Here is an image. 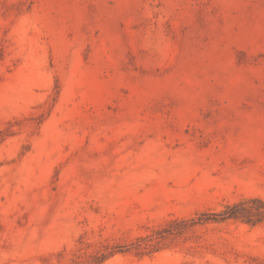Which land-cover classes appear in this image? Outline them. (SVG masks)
I'll list each match as a JSON object with an SVG mask.
<instances>
[{
	"label": "rangeland",
	"instance_id": "obj_1",
	"mask_svg": "<svg viewBox=\"0 0 264 264\" xmlns=\"http://www.w3.org/2000/svg\"><path fill=\"white\" fill-rule=\"evenodd\" d=\"M264 0H0V264H264Z\"/></svg>",
	"mask_w": 264,
	"mask_h": 264
},
{
	"label": "trees",
	"instance_id": "obj_2",
	"mask_svg": "<svg viewBox=\"0 0 264 264\" xmlns=\"http://www.w3.org/2000/svg\"><path fill=\"white\" fill-rule=\"evenodd\" d=\"M214 221L240 219L246 223L255 224L264 219V200L259 197L249 198L234 204L226 205L224 209L213 213Z\"/></svg>",
	"mask_w": 264,
	"mask_h": 264
}]
</instances>
